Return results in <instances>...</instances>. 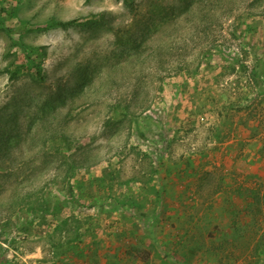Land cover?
I'll use <instances>...</instances> for the list:
<instances>
[{
  "label": "rangeland",
  "instance_id": "374dc122",
  "mask_svg": "<svg viewBox=\"0 0 264 264\" xmlns=\"http://www.w3.org/2000/svg\"><path fill=\"white\" fill-rule=\"evenodd\" d=\"M193 1L0 0V264H264V0Z\"/></svg>",
  "mask_w": 264,
  "mask_h": 264
},
{
  "label": "trees",
  "instance_id": "16d2710c",
  "mask_svg": "<svg viewBox=\"0 0 264 264\" xmlns=\"http://www.w3.org/2000/svg\"><path fill=\"white\" fill-rule=\"evenodd\" d=\"M125 2H128L129 0H124ZM183 1H186L185 2V4H186V6H188V8L192 5V2L191 1H193V0H183ZM194 2V1H193ZM76 22H77V20H73V21H69V22H60V23H53V24H51V27H55V26H62V27H67V26H70V25H73V24H76ZM136 45H138L139 43H135ZM138 47V46H137ZM141 48V47H140ZM140 48H138V50H136V52L135 53H137L139 50H140ZM37 51L38 50H36L35 52V55L36 56H31L30 55V53L29 52H27L26 53V55H25V57H26V62H24V63H26L25 64V67L26 68H30L31 70H34V72H35V74L38 76V78L39 79H43L44 78V75H43V72H42V65H43V63H44V55H42V56H39V54L37 53ZM140 52V51H139ZM140 63H142V62H140ZM7 72H9V73H11V79L12 80H15V79H18V77H19V73L16 71V72H10L9 70H6ZM93 78H94V73L93 72H91V75H90V77H89V79H90V81H92L93 80ZM88 79V78H87ZM162 90H163V88H162ZM66 95L67 94H63L62 95V99H65L66 98ZM56 98H57V96H56ZM59 98H61V93L59 94V97H58V99ZM249 126V124L248 125H246L245 126V128L246 127H248ZM241 129V128H240ZM247 129V128H246ZM246 129H244L245 131H246ZM243 130V129H242ZM241 130V132H245V131H242ZM247 132H249L248 130H247ZM62 137V139H63V143H64V145H65V147H63V148H66L67 149V151H68V154H72V152H70V151H72L71 150V140H70V138L68 137V136H65V135H62L61 136ZM59 150H62V148H58L57 149V152H59V153H62V151H59ZM66 155L65 156V160L66 161H68L69 159L68 158H70L71 156L70 155ZM76 164V163H75ZM75 164H72V165H67L68 167H67V170H66V173H65V175H64V185L66 186V190H67V192L71 195V197H73L74 196V192H73V189H74V186L71 184V182H70V180L74 177V174H75V170L77 169V168H79L78 166H76ZM255 188H245L244 190H243V192L241 193V195H240V197H239V199H240V204H239V206H241V207H243V205H244V201L245 200H243V195L245 194V192H247V194L250 196V197H252L253 199H251V203H259L260 204V200H258V197H257V194L255 193ZM254 193V194H253ZM44 203H46L47 204V206H48V210H50L51 209V204H49L48 202H44ZM56 208V207H55ZM47 210V211H48ZM243 217H246V215L245 214H243ZM244 222H245V220H243ZM245 238V237H244ZM247 240H248V243H249V246L251 245V244H256V242L255 241H259L258 240V238H257V240H255V238H254V236H252V235H250V236H248V238H247ZM245 244H246V242H245ZM244 247V246H243ZM257 249H260L259 250V252L261 253L262 251H263V249H264V246L262 247V248H260V244H258V246H257ZM242 254H245V252H243Z\"/></svg>",
  "mask_w": 264,
  "mask_h": 264
},
{
  "label": "crops",
  "instance_id": "0c3cea01",
  "mask_svg": "<svg viewBox=\"0 0 264 264\" xmlns=\"http://www.w3.org/2000/svg\"><path fill=\"white\" fill-rule=\"evenodd\" d=\"M263 173H264V169H263ZM263 179V178H262ZM240 195H241V193H240ZM246 195H247V192H245V194L243 195V200H245L244 201V203L245 202H247V203H251V197L247 200L245 197H246ZM239 197L240 196H238L237 198H236V202H237V204L239 205L240 203V199H239ZM258 245H256V247H257ZM253 247H254V245H253ZM240 255H242V253L240 252Z\"/></svg>",
  "mask_w": 264,
  "mask_h": 264
}]
</instances>
